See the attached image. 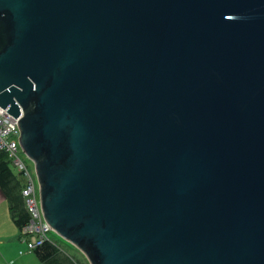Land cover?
Here are the masks:
<instances>
[{
	"label": "water",
	"instance_id": "water-1",
	"mask_svg": "<svg viewBox=\"0 0 264 264\" xmlns=\"http://www.w3.org/2000/svg\"><path fill=\"white\" fill-rule=\"evenodd\" d=\"M0 107L89 264H264V0H0Z\"/></svg>",
	"mask_w": 264,
	"mask_h": 264
},
{
	"label": "built area",
	"instance_id": "built-area-1",
	"mask_svg": "<svg viewBox=\"0 0 264 264\" xmlns=\"http://www.w3.org/2000/svg\"><path fill=\"white\" fill-rule=\"evenodd\" d=\"M18 123L19 120L0 107V150L8 154L11 163L24 178L25 186L22 189V196L31 219L29 224L22 228L21 233L23 240L27 242L28 249L35 251L46 244L56 246V243L49 236L53 229L43 215L35 179L22 159L24 151L20 144L21 134Z\"/></svg>",
	"mask_w": 264,
	"mask_h": 264
},
{
	"label": "crops",
	"instance_id": "crops-1",
	"mask_svg": "<svg viewBox=\"0 0 264 264\" xmlns=\"http://www.w3.org/2000/svg\"><path fill=\"white\" fill-rule=\"evenodd\" d=\"M21 231L12 217L10 203L0 188V264H51L55 254L44 261L36 250L28 249Z\"/></svg>",
	"mask_w": 264,
	"mask_h": 264
},
{
	"label": "trees",
	"instance_id": "trees-1",
	"mask_svg": "<svg viewBox=\"0 0 264 264\" xmlns=\"http://www.w3.org/2000/svg\"><path fill=\"white\" fill-rule=\"evenodd\" d=\"M0 188L10 203L12 217L16 225L22 230L31 219L22 196L24 178L19 172L18 175L13 172L8 154L3 150H0ZM36 251L46 261L55 254V247L46 244Z\"/></svg>",
	"mask_w": 264,
	"mask_h": 264
},
{
	"label": "rangeland",
	"instance_id": "rangeland-1",
	"mask_svg": "<svg viewBox=\"0 0 264 264\" xmlns=\"http://www.w3.org/2000/svg\"><path fill=\"white\" fill-rule=\"evenodd\" d=\"M22 159L28 166L30 172L32 173L35 179L36 187H37L38 194H39V185H38V181H37V177L35 173L34 164L28 159V157L25 154H22ZM11 169L16 175H18L16 167L13 166L12 164H11ZM49 236L56 243V246H53L55 247V256L53 260L51 261V264H75V263L89 264L85 255L81 251H79L74 245H72L70 242L60 237L54 231L50 232Z\"/></svg>",
	"mask_w": 264,
	"mask_h": 264
},
{
	"label": "bare ground",
	"instance_id": "bare-ground-1",
	"mask_svg": "<svg viewBox=\"0 0 264 264\" xmlns=\"http://www.w3.org/2000/svg\"><path fill=\"white\" fill-rule=\"evenodd\" d=\"M2 108V107H1ZM7 110V109H6Z\"/></svg>",
	"mask_w": 264,
	"mask_h": 264
}]
</instances>
